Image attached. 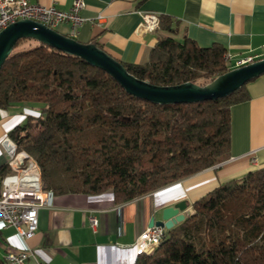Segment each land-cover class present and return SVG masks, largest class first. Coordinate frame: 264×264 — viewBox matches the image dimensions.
Instances as JSON below:
<instances>
[{
  "label": "trees",
  "instance_id": "trees-1",
  "mask_svg": "<svg viewBox=\"0 0 264 264\" xmlns=\"http://www.w3.org/2000/svg\"><path fill=\"white\" fill-rule=\"evenodd\" d=\"M176 27L170 17L159 16L164 34L147 59L122 66L155 86H204L231 69L225 47L176 39ZM247 99L245 84L211 101L150 103L84 60L30 38L18 39L0 68V108L40 105L36 117H27L7 137L36 162L42 189L55 195L111 192L116 203L228 159L229 111ZM9 173L7 164L0 166V180ZM191 208L134 264H264V168L220 184Z\"/></svg>",
  "mask_w": 264,
  "mask_h": 264
},
{
  "label": "crops",
  "instance_id": "crops-1",
  "mask_svg": "<svg viewBox=\"0 0 264 264\" xmlns=\"http://www.w3.org/2000/svg\"><path fill=\"white\" fill-rule=\"evenodd\" d=\"M73 1L33 0L61 10L70 9ZM83 2L80 15L85 21L75 37L67 23L53 29L81 43L95 41L119 62H144L157 36L164 34L138 29L144 12L168 16L176 22V39L186 36L200 47L222 45L231 69L242 59L264 55V0ZM246 92L248 99L229 111L228 159L124 203H116L111 192L49 194L46 205L38 210V227L32 237L23 240L12 228L0 229V256L28 249L30 256L25 264H134L140 249L134 251L136 237L152 219H160L163 208L183 202L185 209L179 213L186 217L192 212L193 202L212 189L264 168V74L248 82ZM39 109L36 103L0 108V166L8 160L1 141L27 117H36ZM91 216L98 221L94 229L88 220Z\"/></svg>",
  "mask_w": 264,
  "mask_h": 264
},
{
  "label": "built area",
  "instance_id": "built-area-1",
  "mask_svg": "<svg viewBox=\"0 0 264 264\" xmlns=\"http://www.w3.org/2000/svg\"><path fill=\"white\" fill-rule=\"evenodd\" d=\"M84 7L83 0H74L68 10L54 6H42L33 0H0V31L9 24L29 19L49 28L61 23L71 27V36L75 37L77 29L85 19L80 15ZM138 29L143 32H155L159 29V16L152 12L141 13ZM255 56L240 60L237 66L254 61ZM8 160L10 173L0 180V229L12 228L21 239L32 237L38 227V210L47 203L48 195L41 187V175L36 162L25 152H17L15 144L5 137L1 141ZM91 228H96L97 219L89 217ZM165 229L149 226L134 241V251L139 246L158 247ZM9 264H25L30 256L28 249L8 251ZM46 264V263H39Z\"/></svg>",
  "mask_w": 264,
  "mask_h": 264
},
{
  "label": "water",
  "instance_id": "water-1",
  "mask_svg": "<svg viewBox=\"0 0 264 264\" xmlns=\"http://www.w3.org/2000/svg\"><path fill=\"white\" fill-rule=\"evenodd\" d=\"M21 38L34 39L65 54L78 57L88 65L106 72L129 95L158 105L192 104L223 98L264 74L263 58L232 68L204 86L190 82L155 86L130 75L119 61L97 47L95 41L81 43L29 19L17 20L0 31V68L16 41ZM184 209L183 202L165 207L161 210L160 219H152L149 226L168 230L184 220V215L179 213Z\"/></svg>",
  "mask_w": 264,
  "mask_h": 264
},
{
  "label": "bare ground",
  "instance_id": "bare-ground-1",
  "mask_svg": "<svg viewBox=\"0 0 264 264\" xmlns=\"http://www.w3.org/2000/svg\"><path fill=\"white\" fill-rule=\"evenodd\" d=\"M154 247H150V246H140L139 252L138 253H142V252H146L147 249H152ZM4 263L9 264V257L7 256V253L4 256Z\"/></svg>",
  "mask_w": 264,
  "mask_h": 264
},
{
  "label": "rangeland",
  "instance_id": "rangeland-1",
  "mask_svg": "<svg viewBox=\"0 0 264 264\" xmlns=\"http://www.w3.org/2000/svg\"><path fill=\"white\" fill-rule=\"evenodd\" d=\"M261 56L263 57L264 55H261ZM261 56H260V55H258L257 57H255V58H254V60L261 59V58H262ZM152 249H153V248H152ZM150 251H151V250H150ZM150 251H149V252H150Z\"/></svg>",
  "mask_w": 264,
  "mask_h": 264
}]
</instances>
